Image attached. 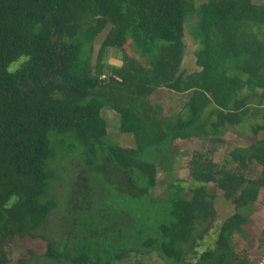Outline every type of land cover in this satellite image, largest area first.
I'll return each mask as SVG.
<instances>
[{"label":"trees","instance_id":"trees-1","mask_svg":"<svg viewBox=\"0 0 264 264\" xmlns=\"http://www.w3.org/2000/svg\"><path fill=\"white\" fill-rule=\"evenodd\" d=\"M231 129L252 139L220 166L213 139ZM189 141L214 146L195 150L189 194H155ZM210 184L234 213L200 249ZM262 190L264 0H0V264L25 237L45 250L18 264H249L231 238Z\"/></svg>","mask_w":264,"mask_h":264},{"label":"rangeland","instance_id":"rangeland-1","mask_svg":"<svg viewBox=\"0 0 264 264\" xmlns=\"http://www.w3.org/2000/svg\"><path fill=\"white\" fill-rule=\"evenodd\" d=\"M262 2V0H256ZM190 22V21H189ZM191 46V45H190ZM97 47V46H96ZM193 48V46H191ZM97 50V49H96ZM190 54L187 55L184 63V69L191 72L196 69L195 66V54L190 49ZM110 54L109 56H111ZM108 56V55H107ZM15 68V67H13ZM154 102L164 108V113L169 109H179L181 98L173 97L168 92H164L157 98H153ZM104 116H106L109 132V140L112 143H117L122 147L129 148L132 145V140L129 135H122L117 133L115 115L111 112L104 110ZM246 133H250L246 130ZM250 134L247 137L240 136L234 129L227 130L221 138H214L216 143V153L213 155V161L220 166L225 165L224 160L229 153L235 149L236 146H248L252 139ZM260 137H263L261 135ZM211 144H203L199 141L179 142L175 148V163L172 166V171L164 174L161 170L158 173L157 186L154 189L155 194L165 195V186L168 183H174L181 181V186L184 188V194L188 195L190 188L194 186V183L190 177L191 167L190 162L194 155L195 150L201 152H207L213 149ZM260 169L251 171V177H257ZM60 188L58 184L55 189ZM209 192H215L216 198V210L214 220L210 227L208 234L205 235L203 241H200V249L205 248L212 243L215 237L220 223L234 213V205L226 199L223 195V191L218 190L215 185L210 184L208 186ZM251 221L248 223L243 233H236L231 238V244L234 250L240 254L249 258V264H264V190L259 192V197L251 209L250 213ZM10 255L8 264H18L17 259L28 257L29 251L36 254H42L45 250V242L40 238L25 237L19 240H12L10 244ZM25 257V258H26ZM155 263L160 261L157 258H153ZM161 263V262H160Z\"/></svg>","mask_w":264,"mask_h":264}]
</instances>
